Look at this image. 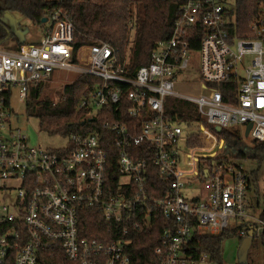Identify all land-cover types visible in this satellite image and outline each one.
I'll return each mask as SVG.
<instances>
[{
  "label": "built area",
  "instance_id": "built-area-1",
  "mask_svg": "<svg viewBox=\"0 0 264 264\" xmlns=\"http://www.w3.org/2000/svg\"><path fill=\"white\" fill-rule=\"evenodd\" d=\"M174 1L179 15L170 37L134 70L127 53L121 57L106 43L76 48L72 20L62 9L47 11L39 43L0 49V264H47L52 253L76 264H136L128 235L159 217L166 224L149 264L208 261L187 254L195 236L235 231L240 240H256L264 233V222L249 214V174L221 160L223 140L214 131L244 133L250 125L248 136L264 143V10L242 33L236 5L247 0ZM252 1L264 8V0ZM196 66L202 91L179 92L176 85ZM59 72L99 80L77 109L91 120L109 116L104 127L116 150L114 181L110 151L97 131L48 150L29 146L12 128L11 91L25 100L31 85ZM171 100L182 101L190 119H173ZM157 176L167 187L162 196ZM86 209L102 217L106 234L120 238L81 237Z\"/></svg>",
  "mask_w": 264,
  "mask_h": 264
},
{
  "label": "trees",
  "instance_id": "trees-1",
  "mask_svg": "<svg viewBox=\"0 0 264 264\" xmlns=\"http://www.w3.org/2000/svg\"><path fill=\"white\" fill-rule=\"evenodd\" d=\"M236 8L238 29L239 32L243 30L242 33H248L250 22L264 10L262 2L252 0L239 2ZM59 9H62L72 20L73 43L76 48L106 43L121 57L126 53L129 55L132 70L148 64L150 53L158 42L170 37L173 22L179 15V3L174 0H65L62 3H57L55 0H0V18L5 13L16 12L35 26L43 25L42 21L47 16L48 10ZM131 32H133V40L129 45ZM20 44L21 42L0 20V47L16 50ZM97 83L99 80L94 77H77L72 83L63 86L64 100L60 98L56 101L49 97L41 98L47 83L31 85L24 100L25 112L27 116L37 118L40 130L50 137L68 138L72 135H86L97 131L101 141H104V145L110 151L109 179L114 181L115 177L114 174L112 177V173H115L116 150L112 147V138L108 129L104 127L109 116L102 112L91 120L86 118L87 111L77 109L80 97L86 95ZM222 92L227 100V91L222 90ZM171 104L170 114L173 119H190V116L183 112L182 101L171 100ZM113 120L123 121L117 117ZM219 136L223 140V147L232 151V155L225 157V160L250 156L259 165L264 162V143L252 141L249 153H246L240 147L242 137L238 129H223ZM248 179V190L254 185V191L258 193L257 173L251 172ZM153 181L161 190L160 196L164 195L167 191L164 181L158 176ZM259 218L264 222V199ZM165 224L166 221L159 217L149 228L130 232L129 253L134 257L136 264H149L155 260L154 250L160 243ZM105 229L106 223L96 211L86 209L82 212L81 237L107 241L120 238L115 232L106 234ZM231 236L237 237V233L226 231L217 236H195L188 245L187 254L193 260H199L202 255H206L208 263L224 264L222 246ZM260 240L264 244V233ZM254 243L255 240L251 245ZM47 261V264H76L66 260L60 253H52L47 257ZM252 263L251 254L248 253L247 264Z\"/></svg>",
  "mask_w": 264,
  "mask_h": 264
},
{
  "label": "rangeland",
  "instance_id": "rangeland-1",
  "mask_svg": "<svg viewBox=\"0 0 264 264\" xmlns=\"http://www.w3.org/2000/svg\"><path fill=\"white\" fill-rule=\"evenodd\" d=\"M0 20L5 24L10 31L15 35L19 42L31 44L39 43L44 36V25L35 26L27 18L16 13L8 12L5 13ZM133 40V32L129 35V45ZM0 49H4L1 48ZM192 74L184 78L182 85H176V89L183 94H196L202 91V83L199 78L198 66L194 70L190 71ZM76 79L74 74L65 72H59L49 82H46L45 89L41 94V98H48L54 101L59 100L63 97V86L72 83ZM10 106L12 110V128L20 131L27 139L29 146H40L48 150H58L66 147L68 139L64 137H50L46 133L42 132L39 127V121L35 117L27 116L25 112V101L20 99L17 90L11 91ZM194 128V127H193ZM242 137L241 149L246 153L252 146V138L245 137L244 133L240 132ZM232 151L225 149H219L217 154L224 160L225 157H229ZM233 162L242 166L243 170L250 174L256 172L258 175V193L254 191V185H251L250 190L247 192V199L252 205L249 214L259 216L263 209L264 199V162L259 165L258 162L247 156L246 158H234L231 159ZM13 187L19 188L18 183H14ZM13 190L8 197L10 200L15 198L16 191ZM240 240L237 237L231 236L227 238L222 246V257L224 264H242L240 262L239 246ZM248 253L251 254L252 264H264V244L260 238L255 240V243L250 246ZM198 264H210L208 261H201Z\"/></svg>",
  "mask_w": 264,
  "mask_h": 264
},
{
  "label": "water",
  "instance_id": "water-1",
  "mask_svg": "<svg viewBox=\"0 0 264 264\" xmlns=\"http://www.w3.org/2000/svg\"><path fill=\"white\" fill-rule=\"evenodd\" d=\"M42 23L45 24L46 19H43ZM250 127L251 126L248 125L247 128L245 129V132H244L245 137H248ZM214 131L217 133H220L221 129H220V127H215ZM252 241L253 240L251 237H246V238H243L240 240L239 255H240V262L242 264H247V254H248V250L252 244Z\"/></svg>",
  "mask_w": 264,
  "mask_h": 264
},
{
  "label": "crops",
  "instance_id": "crops-1",
  "mask_svg": "<svg viewBox=\"0 0 264 264\" xmlns=\"http://www.w3.org/2000/svg\"><path fill=\"white\" fill-rule=\"evenodd\" d=\"M22 43V42H21Z\"/></svg>",
  "mask_w": 264,
  "mask_h": 264
}]
</instances>
